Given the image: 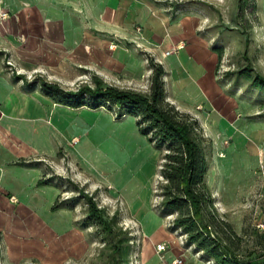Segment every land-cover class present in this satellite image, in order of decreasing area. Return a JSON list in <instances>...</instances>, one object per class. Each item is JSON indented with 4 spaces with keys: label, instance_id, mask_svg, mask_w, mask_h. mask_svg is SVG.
<instances>
[{
    "label": "rangeland",
    "instance_id": "obj_1",
    "mask_svg": "<svg viewBox=\"0 0 264 264\" xmlns=\"http://www.w3.org/2000/svg\"><path fill=\"white\" fill-rule=\"evenodd\" d=\"M241 4L240 10L239 0H172L165 8L152 7L150 23L160 32L161 25L168 34L171 19L182 11L188 24L198 27L195 36L202 48V67L211 70L215 92L232 99L234 120L228 121L225 134L221 129L210 136L196 118L187 115L198 123L205 153L204 185L212 199L207 208L212 237L226 239L237 259L245 262L264 255V89L255 88L253 82L255 76L264 78V0ZM139 29L144 35L146 26L139 23ZM126 58L129 64L137 60L143 85L120 82L123 72H116L120 78L115 84L104 78L105 85L147 94L151 71L144 75L138 52L132 50ZM72 65L77 76H67L69 82H52L55 78L37 74L25 77L29 82L56 83L71 92L91 85L93 69ZM38 73L57 77L60 68L40 67ZM168 73L167 91L174 97L178 75L175 69ZM177 99L184 103L180 93ZM117 117L114 106L62 117V128L66 125L62 131L76 136L78 143L69 147L57 138L53 163H41L36 183L38 188H57L58 197L44 210L29 213L27 226L21 229L12 225L23 220L18 213L0 212L4 224L0 264H172L175 260L215 264L174 226L177 214L160 209L163 181L159 170L166 148L150 143L151 135L141 133L134 117ZM85 196L93 199L102 219L111 226L110 233L90 218ZM118 246L120 251L114 254L112 250ZM159 246L165 250L160 252Z\"/></svg>",
    "mask_w": 264,
    "mask_h": 264
},
{
    "label": "crops",
    "instance_id": "obj_2",
    "mask_svg": "<svg viewBox=\"0 0 264 264\" xmlns=\"http://www.w3.org/2000/svg\"><path fill=\"white\" fill-rule=\"evenodd\" d=\"M171 1L0 0V12H12L6 20L0 19V212L20 215L23 220L14 221V228L27 226L25 217L29 213L44 210L58 197L57 188H38L36 183L41 177L38 168L41 163H53L57 138L69 147L78 143L76 136L62 131L66 128V125L62 128V117L104 109L86 106L74 109L57 104L41 92L38 82L27 81L26 75L69 82V77L77 76L72 65L77 63L92 68V77L104 84V78L110 83L117 82L116 72H123L125 77H119L120 82L142 86L143 74L138 75L137 60L127 63V54L133 50L141 56L145 76L150 73L148 59L162 66L167 103L196 118L210 136L221 129L220 133L228 132L227 123L234 120V115H230L232 99L215 92L211 70L202 67L204 62L199 55L202 48L195 36L198 27L188 24L189 19L182 11L171 19L168 34L161 25L160 32L150 23L152 7L165 8ZM165 13L162 9L161 14ZM139 23L146 26L144 35L136 31ZM139 33L146 42L137 36ZM179 43L184 44L182 50L164 56ZM110 44L116 48L109 50ZM40 67L60 68L59 76L42 75L38 73ZM173 69L178 76L173 86L175 96L171 97L167 79L168 71ZM179 93L183 104L177 99ZM54 167L62 169L59 165ZM3 225L1 219L0 229Z\"/></svg>",
    "mask_w": 264,
    "mask_h": 264
},
{
    "label": "trees",
    "instance_id": "obj_3",
    "mask_svg": "<svg viewBox=\"0 0 264 264\" xmlns=\"http://www.w3.org/2000/svg\"><path fill=\"white\" fill-rule=\"evenodd\" d=\"M244 0H239L242 9ZM151 71L150 88L147 94L132 90L106 86L96 77L91 85L80 87L77 91H65L56 83L39 80L41 92L53 102L70 108L88 107L90 109L114 106L118 109V119L124 116L138 118L136 123L141 133L148 137L157 148L165 147L167 153L162 158L159 176L160 209L163 213H176L173 224L181 229L188 241L198 247L215 264H264V255L241 262L226 239L218 241L211 232L212 219L207 217V208L212 199L204 185L207 171L202 140L198 136V123L187 114L180 113L166 102L164 94V70L153 59H148ZM250 71V70H248ZM255 88L264 89V78L255 76ZM34 84V83H33ZM33 84L28 85L32 87ZM41 185L46 183L40 181ZM88 214L105 232L111 226L102 219L91 197L85 196ZM57 207L54 205L53 210ZM119 246L112 252L119 253Z\"/></svg>",
    "mask_w": 264,
    "mask_h": 264
},
{
    "label": "built area",
    "instance_id": "obj_4",
    "mask_svg": "<svg viewBox=\"0 0 264 264\" xmlns=\"http://www.w3.org/2000/svg\"><path fill=\"white\" fill-rule=\"evenodd\" d=\"M0 19L1 20H6L7 19V13L4 12H0ZM137 32H139V29H136ZM116 48L115 44H110L108 46L109 50H114ZM184 48V44L183 43H179L177 44L173 49H171L170 51H167L164 53V56L167 57L169 55H173V54H177L180 50H182ZM159 251L162 252L165 250L164 246H159L158 247ZM172 264H181V261L175 260L172 262Z\"/></svg>",
    "mask_w": 264,
    "mask_h": 264
}]
</instances>
